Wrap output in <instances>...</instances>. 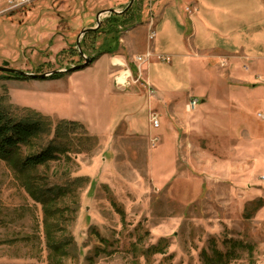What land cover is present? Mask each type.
Listing matches in <instances>:
<instances>
[{
    "label": "rangeland",
    "instance_id": "374dc122",
    "mask_svg": "<svg viewBox=\"0 0 264 264\" xmlns=\"http://www.w3.org/2000/svg\"><path fill=\"white\" fill-rule=\"evenodd\" d=\"M105 1L1 2L0 66L7 61L9 68L48 76L82 64L77 38L97 26V13L101 21L109 16ZM154 1H134L141 18ZM126 31L113 58L122 54ZM80 50L85 56L93 52L88 40ZM92 64L55 79L0 71V105L20 116L23 109L48 104L58 115H78L98 132L108 130L116 120L118 89L106 77L107 58ZM217 65L196 74L191 86L175 89L186 98L189 89L203 93L194 95L202 98L195 108L189 100L188 107L168 117L171 149H162L158 136L162 115L152 109L160 122L153 128L146 119L147 102L141 101L134 113L147 136L128 134L123 122L110 134L96 136L83 124L90 139L76 129L60 160L35 172L56 184L84 180L58 200L60 208L68 209L58 220L64 229L56 237L71 242L62 256L47 249L41 205L0 161V264H264V121L257 117L264 112V97L250 86L232 84L224 63ZM155 68L151 65L150 75L159 74ZM241 99L254 101L244 107ZM37 143L21 154L35 152Z\"/></svg>",
    "mask_w": 264,
    "mask_h": 264
},
{
    "label": "crops",
    "instance_id": "0c3cea01",
    "mask_svg": "<svg viewBox=\"0 0 264 264\" xmlns=\"http://www.w3.org/2000/svg\"><path fill=\"white\" fill-rule=\"evenodd\" d=\"M3 1L5 0H0V3ZM110 1L112 0H106L104 4L107 2L108 10L115 11L123 10L128 3L114 2L115 5H112ZM98 15L99 13L94 21ZM89 20L91 21V17ZM151 30L155 31L156 36L150 40L148 35ZM124 34L126 40L121 49L122 54L114 56L115 59L134 66L135 56L150 52L152 60L149 62V59L144 64L146 70L145 73L142 72L139 84L131 85L125 91L118 90L114 94L116 120L110 129L98 132L95 124L78 115H58L47 102V108L37 106L33 109L51 118L84 124L91 135L110 134L123 122L128 134L147 136L142 131L137 113H134L136 105L146 101L147 121L152 109H157L158 114L162 115V135H157L162 137L161 147L165 150L171 149L170 140L173 135L168 117L179 113L183 106L186 108L189 100L199 99L202 103V98L194 95L203 91L189 89L185 93L186 98L182 97L183 92L175 89L186 83L191 86L190 82L196 78V74L208 72L212 68L218 69L217 61L224 63L223 67L232 84L250 86L253 94L256 92V95L264 97V0H156L153 5H147L141 22L127 29ZM105 58L110 62L106 77L111 82L114 72L112 55H102L92 65ZM159 60L165 61L167 66H162L157 62ZM151 65L157 66L155 72L158 75H150ZM177 71L185 77V83L176 75ZM144 82L150 85L151 90H148ZM212 82L209 81L210 84ZM214 84L217 86V81ZM170 87L174 89H169ZM251 100L254 101L241 99L240 103L246 107ZM178 104H181L180 108ZM127 110L129 113L126 114Z\"/></svg>",
    "mask_w": 264,
    "mask_h": 264
},
{
    "label": "trees",
    "instance_id": "16d2710c",
    "mask_svg": "<svg viewBox=\"0 0 264 264\" xmlns=\"http://www.w3.org/2000/svg\"><path fill=\"white\" fill-rule=\"evenodd\" d=\"M121 13H110L94 30L86 31L80 41L83 47L86 40L93 52L87 57L91 64L102 55H114L119 49V37L125 31L141 22L140 12L135 7V2ZM102 37L99 46L95 49L97 39ZM95 49V50H94ZM84 52V51H83ZM85 54V53H83ZM54 73L47 79H55L69 74ZM16 77H23L16 73ZM24 115L16 116L9 109L0 105V161L5 162L17 175L30 197L42 207L44 236L47 249L50 253L62 256L65 248L71 243L63 236L56 237L64 229L58 220L68 208L59 207L58 200L67 193L75 191L76 187L83 184L82 178H68L60 183H53L42 174L35 173L39 168L60 160L61 153L68 151L71 145V134L77 130L84 135L83 139H90L82 124L58 120L54 123L52 118L44 116L31 109H23ZM53 134V135H52ZM37 143L35 152L21 154L24 147L32 142ZM63 211V212H62ZM55 221L49 222L50 219Z\"/></svg>",
    "mask_w": 264,
    "mask_h": 264
},
{
    "label": "built area",
    "instance_id": "2783aa9c",
    "mask_svg": "<svg viewBox=\"0 0 264 264\" xmlns=\"http://www.w3.org/2000/svg\"><path fill=\"white\" fill-rule=\"evenodd\" d=\"M21 3L26 2V0H20ZM156 36V33L154 30H151L149 32L148 38L154 39ZM151 53L146 52L143 55L140 56H135L133 58V64L134 68L136 69V76H133L134 69H132V66L129 65L127 62L124 60H119V59H113L116 60L117 63L112 62V66L116 68L114 73L112 74V81L114 86L119 90V91H125L127 90L131 85H134L138 82L141 81L142 79V66L151 58ZM144 85L148 88V90H151L150 85L146 82H144ZM197 99H193L189 102V107L190 108H195L198 104ZM188 107V105H187ZM257 117L259 120L264 121V112H258ZM148 120L151 123V126L153 128H158L160 126L159 122V117L156 113L150 112L148 114ZM155 141H158V138H153L152 142L154 143Z\"/></svg>",
    "mask_w": 264,
    "mask_h": 264
},
{
    "label": "water",
    "instance_id": "95a60500",
    "mask_svg": "<svg viewBox=\"0 0 264 264\" xmlns=\"http://www.w3.org/2000/svg\"><path fill=\"white\" fill-rule=\"evenodd\" d=\"M134 1H135V0H130L129 3L126 5V8H128L129 6H131V5L134 3ZM126 8H125V9H126ZM106 12H107V13H121L122 10H121V11H115L114 9H109V10H106ZM99 17H100V14H99V15L97 16V18H96L97 26H96L95 28H89V29L83 30V31L81 32V34L78 36V38H77L76 47H77V49H78L79 55L83 58L84 62H83L82 64H80V65L72 66L71 68H69V69H67V70H60L61 72L72 71V70H73V71L80 70V69H83V68H85V67H87V66H89V65L91 64V62H92V61H91V58L85 56V55L83 54V52L80 50V38H81V36H82L86 31H88V30H94V29H96V28L99 26V24H100V22H101V20H100ZM0 71H2V72H6V73H17V74H20V75H23V76H29V77H33V78H41V79L46 78V77L50 76L51 74L59 73V71H54V72L50 73L48 76L45 75V74H41V75L26 74V73H24V72H22V71H18V70H15V69L9 68V63H8L7 61H4V62L2 63V65L0 66ZM61 72H60V73H61Z\"/></svg>",
    "mask_w": 264,
    "mask_h": 264
},
{
    "label": "bare ground",
    "instance_id": "6f19581e",
    "mask_svg": "<svg viewBox=\"0 0 264 264\" xmlns=\"http://www.w3.org/2000/svg\"><path fill=\"white\" fill-rule=\"evenodd\" d=\"M113 62L117 63V61H116V60H113Z\"/></svg>",
    "mask_w": 264,
    "mask_h": 264
}]
</instances>
